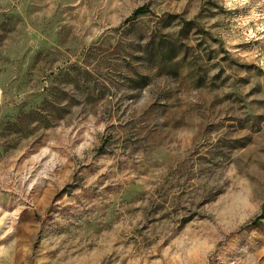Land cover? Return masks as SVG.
<instances>
[{
	"label": "rangeland",
	"instance_id": "obj_1",
	"mask_svg": "<svg viewBox=\"0 0 264 264\" xmlns=\"http://www.w3.org/2000/svg\"><path fill=\"white\" fill-rule=\"evenodd\" d=\"M0 264H264V0H0Z\"/></svg>",
	"mask_w": 264,
	"mask_h": 264
},
{
	"label": "trees",
	"instance_id": "obj_2",
	"mask_svg": "<svg viewBox=\"0 0 264 264\" xmlns=\"http://www.w3.org/2000/svg\"><path fill=\"white\" fill-rule=\"evenodd\" d=\"M144 11H145V9H144L143 7H141V8H139V9L137 10V13L144 12Z\"/></svg>",
	"mask_w": 264,
	"mask_h": 264
}]
</instances>
